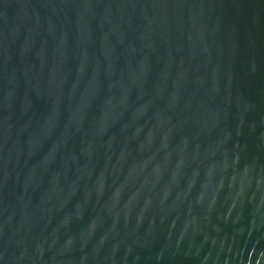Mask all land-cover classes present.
Listing matches in <instances>:
<instances>
[{"label":"water","instance_id":"obj_1","mask_svg":"<svg viewBox=\"0 0 264 264\" xmlns=\"http://www.w3.org/2000/svg\"><path fill=\"white\" fill-rule=\"evenodd\" d=\"M0 264H264V0H0Z\"/></svg>","mask_w":264,"mask_h":264}]
</instances>
